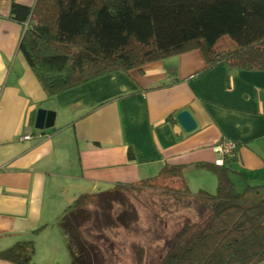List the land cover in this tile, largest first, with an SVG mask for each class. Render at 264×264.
I'll return each mask as SVG.
<instances>
[{
    "label": "crops",
    "instance_id": "obj_1",
    "mask_svg": "<svg viewBox=\"0 0 264 264\" xmlns=\"http://www.w3.org/2000/svg\"><path fill=\"white\" fill-rule=\"evenodd\" d=\"M13 1L36 3L0 0V251L32 240L34 264H70L59 222L74 200L166 164L185 165L193 192H215V174L197 165L215 164L223 140L238 144L237 190L264 185V71L209 68L192 50L51 97L19 50L24 27L11 18ZM41 108L55 112L51 130L35 127ZM183 110L196 121L192 131L177 120Z\"/></svg>",
    "mask_w": 264,
    "mask_h": 264
},
{
    "label": "trees",
    "instance_id": "obj_2",
    "mask_svg": "<svg viewBox=\"0 0 264 264\" xmlns=\"http://www.w3.org/2000/svg\"><path fill=\"white\" fill-rule=\"evenodd\" d=\"M11 18L23 25L19 50L51 97L192 50L209 68L225 62L229 69L264 71V0H36L33 7L13 1ZM236 154L222 166L197 165L215 174V192H193L185 165L166 164L155 176L79 195L59 222L70 264H96L83 226L87 213L107 198L143 191L193 200L210 214L181 239L188 244L174 264H264V185L237 190ZM34 254V241H20L1 250L0 259L34 264Z\"/></svg>",
    "mask_w": 264,
    "mask_h": 264
},
{
    "label": "rangeland",
    "instance_id": "obj_3",
    "mask_svg": "<svg viewBox=\"0 0 264 264\" xmlns=\"http://www.w3.org/2000/svg\"><path fill=\"white\" fill-rule=\"evenodd\" d=\"M86 218L85 237L97 252L96 264H174L188 244L187 232H196L210 214L193 200L143 191L102 200Z\"/></svg>",
    "mask_w": 264,
    "mask_h": 264
},
{
    "label": "water",
    "instance_id": "obj_4",
    "mask_svg": "<svg viewBox=\"0 0 264 264\" xmlns=\"http://www.w3.org/2000/svg\"><path fill=\"white\" fill-rule=\"evenodd\" d=\"M177 120L186 131H192L196 127V121L190 111L183 110L177 115ZM55 123V112L47 109H38L35 127L37 129L51 130Z\"/></svg>",
    "mask_w": 264,
    "mask_h": 264
},
{
    "label": "built area",
    "instance_id": "obj_5",
    "mask_svg": "<svg viewBox=\"0 0 264 264\" xmlns=\"http://www.w3.org/2000/svg\"><path fill=\"white\" fill-rule=\"evenodd\" d=\"M26 27L27 24L25 25V28ZM24 138L28 139L30 138V135H26ZM213 148L218 153V158L216 159L215 164L222 166L227 158L234 157L237 146L233 141L223 140L215 144Z\"/></svg>",
    "mask_w": 264,
    "mask_h": 264
}]
</instances>
